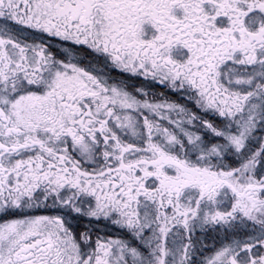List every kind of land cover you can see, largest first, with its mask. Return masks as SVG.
<instances>
[{
    "label": "snow or ice",
    "instance_id": "snow-or-ice-1",
    "mask_svg": "<svg viewBox=\"0 0 264 264\" xmlns=\"http://www.w3.org/2000/svg\"><path fill=\"white\" fill-rule=\"evenodd\" d=\"M0 264H264V0H0Z\"/></svg>",
    "mask_w": 264,
    "mask_h": 264
}]
</instances>
